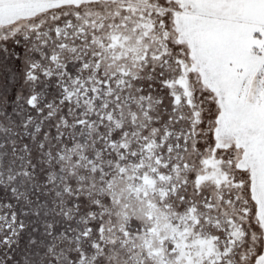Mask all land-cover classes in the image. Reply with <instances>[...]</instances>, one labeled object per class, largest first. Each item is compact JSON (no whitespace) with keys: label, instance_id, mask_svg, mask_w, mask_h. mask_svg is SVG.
<instances>
[{"label":"snow or ice","instance_id":"1","mask_svg":"<svg viewBox=\"0 0 264 264\" xmlns=\"http://www.w3.org/2000/svg\"><path fill=\"white\" fill-rule=\"evenodd\" d=\"M0 264H264V0H0Z\"/></svg>","mask_w":264,"mask_h":264}]
</instances>
